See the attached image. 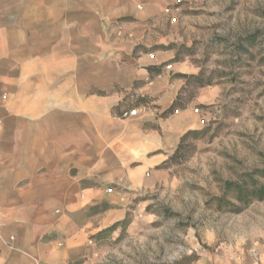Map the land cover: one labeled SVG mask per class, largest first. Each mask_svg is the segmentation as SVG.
Instances as JSON below:
<instances>
[{
    "label": "crops",
    "instance_id": "obj_1",
    "mask_svg": "<svg viewBox=\"0 0 264 264\" xmlns=\"http://www.w3.org/2000/svg\"><path fill=\"white\" fill-rule=\"evenodd\" d=\"M177 1L30 0L22 16L11 8L25 1L0 0V264L85 257L133 195L164 178L159 167L183 136L204 126L198 107L219 90L201 88L164 116L186 86L174 76L194 70L143 23ZM129 17L142 22L126 25L133 38L104 30ZM138 45L162 48L135 55Z\"/></svg>",
    "mask_w": 264,
    "mask_h": 264
},
{
    "label": "rangeland",
    "instance_id": "obj_2",
    "mask_svg": "<svg viewBox=\"0 0 264 264\" xmlns=\"http://www.w3.org/2000/svg\"><path fill=\"white\" fill-rule=\"evenodd\" d=\"M22 1L13 14H30ZM137 23L104 30L131 39L125 27ZM143 23L152 42L170 37L163 47L174 63L194 70L174 76L186 82L179 105L201 88L219 94L198 107L205 124L159 167L164 178L128 202L130 226L93 236L88 254L69 264H264V0H179ZM159 48L138 45L134 54Z\"/></svg>",
    "mask_w": 264,
    "mask_h": 264
},
{
    "label": "trees",
    "instance_id": "obj_3",
    "mask_svg": "<svg viewBox=\"0 0 264 264\" xmlns=\"http://www.w3.org/2000/svg\"><path fill=\"white\" fill-rule=\"evenodd\" d=\"M179 77H181V78H186L187 75H181V74H180ZM191 77H192V76H191ZM185 108H186V106L179 105V97H178L177 100L174 102V104H173V105H172V106H171L166 112H164L163 115H164V116H169V115L174 114L176 111L181 110V109H185ZM196 133H198V132H197V131H190V132H188L186 135L183 136L181 142H182L183 139H185L187 136H189V135H191V134H196ZM180 144H181V143H180ZM165 163H167V162H165ZM259 191H260V197H261V199H263V198H264V188L260 189ZM108 209H109V206L106 205V204H103V205L97 206V207H95V208H92L90 213H91V215H98V214L104 213V212L107 211ZM120 223L126 224L127 226H130V224H131L127 219H125L124 221L119 222V223L115 224L114 226H112V227H110V228H108V229L103 230L102 232H100V233L98 234V236H101V235H104V234H109V233L114 232V231L116 230L117 226H118ZM96 237H97V236H96ZM94 238H95V237H93V239H94ZM187 260L191 261V258H190V259H187ZM187 260H185V261H184V260H183V261H179V262H176V263H174V264H185ZM192 261H193V260H192Z\"/></svg>",
    "mask_w": 264,
    "mask_h": 264
},
{
    "label": "built area",
    "instance_id": "obj_4",
    "mask_svg": "<svg viewBox=\"0 0 264 264\" xmlns=\"http://www.w3.org/2000/svg\"><path fill=\"white\" fill-rule=\"evenodd\" d=\"M137 113H138V110H133V111H130V112H128V113H125L124 114V116L125 117H132V116H136L137 115Z\"/></svg>",
    "mask_w": 264,
    "mask_h": 264
}]
</instances>
